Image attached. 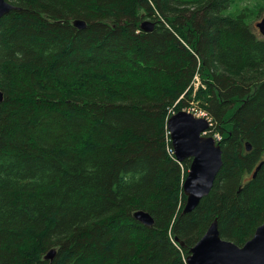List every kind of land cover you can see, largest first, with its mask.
<instances>
[{"label":"trees","instance_id":"16d2710c","mask_svg":"<svg viewBox=\"0 0 264 264\" xmlns=\"http://www.w3.org/2000/svg\"><path fill=\"white\" fill-rule=\"evenodd\" d=\"M7 1L0 264H187L215 219L240 246L254 235L264 222L263 0ZM183 109L212 120L224 162L186 213L190 159L177 160L167 127Z\"/></svg>","mask_w":264,"mask_h":264},{"label":"water","instance_id":"95a60500","mask_svg":"<svg viewBox=\"0 0 264 264\" xmlns=\"http://www.w3.org/2000/svg\"><path fill=\"white\" fill-rule=\"evenodd\" d=\"M14 8L7 0H0V18ZM74 25L86 27V22L75 20ZM256 26L264 36V15ZM144 31L154 29V22L141 23ZM4 101V93L0 90V105ZM212 124L207 117H198L187 110L172 114L167 122L175 156L179 162L190 159L187 176L183 183L186 204L183 212H191L200 201L212 190L217 175L223 167V151L219 142L207 134ZM247 150L251 144L246 143ZM257 167L254 176L261 168ZM135 217L144 224L152 225L153 218L148 212L138 211ZM54 251L47 257L52 258ZM187 264H264V222L259 225L254 235L242 246L221 237L218 220L215 219L205 234L190 249Z\"/></svg>","mask_w":264,"mask_h":264},{"label":"rangeland","instance_id":"374dc122","mask_svg":"<svg viewBox=\"0 0 264 264\" xmlns=\"http://www.w3.org/2000/svg\"><path fill=\"white\" fill-rule=\"evenodd\" d=\"M246 1H248V2H250L252 5L256 2V1H260V0H246ZM264 1V0H263ZM264 15V10H263V12L261 13V16L256 20V22H255V31H256V33H258V35L259 36H261V33H260V31H259V29H258V27L256 26V24H257V22H259L260 20H261V18H262V16ZM197 81H195V84L197 85Z\"/></svg>","mask_w":264,"mask_h":264},{"label":"bare ground","instance_id":"6f19581e","mask_svg":"<svg viewBox=\"0 0 264 264\" xmlns=\"http://www.w3.org/2000/svg\"><path fill=\"white\" fill-rule=\"evenodd\" d=\"M204 89V88H203ZM207 90V89H206ZM196 99V98H195ZM192 106V105H191ZM204 106V105H203ZM176 108V107H175ZM221 119V118H220ZM222 124V123H221ZM225 125V124H224ZM226 126H227V124H226ZM225 126V127H226ZM217 129H218V127H217ZM228 132V131H227ZM226 135H229V134H226ZM224 136V135H223ZM224 137H226V136H224ZM226 141V140H225ZM250 152V151H249ZM167 155V154H166ZM249 167V166H248ZM132 172V171H131ZM129 174V173H128ZM253 179V178H252ZM183 196V195H182ZM186 196V195H185ZM197 208V207H196ZM172 230V229H171ZM182 257V256H181Z\"/></svg>","mask_w":264,"mask_h":264},{"label":"built area","instance_id":"2783aa9c","mask_svg":"<svg viewBox=\"0 0 264 264\" xmlns=\"http://www.w3.org/2000/svg\"><path fill=\"white\" fill-rule=\"evenodd\" d=\"M198 80V79H197ZM199 114H205L203 111H200V113ZM218 136V138H220V136L219 135H217Z\"/></svg>","mask_w":264,"mask_h":264}]
</instances>
